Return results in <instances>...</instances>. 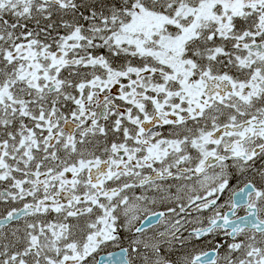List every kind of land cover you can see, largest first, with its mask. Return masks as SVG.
I'll return each mask as SVG.
<instances>
[{
  "label": "snow or ice",
  "instance_id": "snow-or-ice-1",
  "mask_svg": "<svg viewBox=\"0 0 264 264\" xmlns=\"http://www.w3.org/2000/svg\"><path fill=\"white\" fill-rule=\"evenodd\" d=\"M0 264H264V0H0Z\"/></svg>",
  "mask_w": 264,
  "mask_h": 264
}]
</instances>
